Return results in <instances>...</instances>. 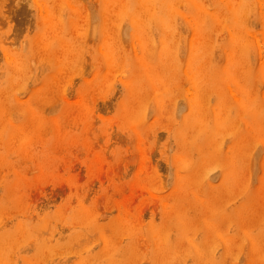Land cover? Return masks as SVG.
<instances>
[{
	"label": "rangeland",
	"instance_id": "obj_1",
	"mask_svg": "<svg viewBox=\"0 0 264 264\" xmlns=\"http://www.w3.org/2000/svg\"><path fill=\"white\" fill-rule=\"evenodd\" d=\"M131 1L0 0V264H264L261 9L232 0L242 14L220 5L193 34L186 0L166 29L154 0L133 27ZM233 23L229 76L250 97L226 95L217 129L210 84L225 77Z\"/></svg>",
	"mask_w": 264,
	"mask_h": 264
},
{
	"label": "bare ground",
	"instance_id": "obj_2",
	"mask_svg": "<svg viewBox=\"0 0 264 264\" xmlns=\"http://www.w3.org/2000/svg\"><path fill=\"white\" fill-rule=\"evenodd\" d=\"M147 1V0H146ZM145 0H132L131 1V6H134V3H136V8H129L125 11L126 17L129 19L130 23L132 24L133 27H135V25H137V21H138V17H137V7L138 5H140L141 7H144L146 4ZM155 3H157L159 6H161L160 11L158 12L157 10L154 11H150V8L147 9L149 10V15L156 21L157 24H159L161 26L162 29H166L167 28V22L164 21V14H166L168 11L170 12H175L178 13V11H176L177 9L173 6V2L172 0H154ZM187 4L189 6V10L188 13L190 14V18L184 14L183 17L185 18L186 21L189 22V26H191V29L193 31V34H196V27L200 24V19L202 17V20H208L211 19V22H215L216 19V15L218 14V8L221 5L224 9L225 15L226 16H231L232 14H242L243 10H244V6L242 4H238L236 6L235 2H233L232 0H215L214 4L216 5V7L213 10H209L207 8H205L204 6H202L197 0H186ZM255 5L257 6V8L261 9L260 13H259V19L260 21L263 23L264 26V0H254ZM138 4V5H137ZM104 8H106V4H104ZM208 16V18L206 16ZM234 27H237V31L240 30V25L233 23L230 26H227L226 29L228 31V33L230 34V38L231 41H229V47L228 50L224 51V55L226 56L225 61H226V66L222 71V74L225 77H218L220 74L218 73L220 70H216V79L214 78V82L213 84L211 83L210 85L214 86L215 89L217 87V91L218 94H220V98L222 99L221 102L216 103V105L214 106V108L212 109L214 114H215V118H214V127L213 128H217V129H221L224 124H221L219 122L221 116H222V112H221V106H222V101L224 100V98L226 97V95L230 96V98H234V99H239L242 97L243 101L245 100V103L249 102V92L243 87L238 85L237 81L235 80V78L233 76H229L230 75V67H231V58L230 53H231V44H234L236 46L235 41H238L239 38L237 36V32H232V30H234ZM136 28V27H135ZM263 36V40H264V31L261 33ZM163 44L164 41L161 40V45H159V49H158V56L160 53L163 52L164 48H163ZM239 46V45H238ZM245 46L247 48H249L250 50L252 49L254 51L255 54L260 55L261 50L260 47L258 45V41L253 37L252 40L250 42H247L245 44ZM189 48V62L186 65V76H187V80L189 81V87H191L193 90H196L197 87L199 86V83L201 81V68H200V63H199V53L197 51V48L195 47V45H193V43L191 42L188 46ZM234 53V50L232 52V54ZM103 58L105 59V55H102ZM162 57V56H160ZM143 62H140V65L142 66ZM228 65H229V69H228ZM142 74L143 77H145L146 79H148L149 81L155 79L156 77L152 76L149 73V70L146 67H142ZM255 73L256 75H253L254 77H257V79L264 83V62L259 63L256 67H255ZM230 84L233 85L234 88L230 87ZM222 87L225 90V92L222 94ZM222 94V95H221ZM194 99H195V95H194ZM194 99L193 96L191 95L189 101L190 103H194ZM196 101V99H195ZM193 111L192 114L194 115V124L195 126L197 125H201V119H200V112L198 111V109L196 110L195 107H192ZM250 116L253 117V119H257V114H250ZM249 117L247 118H242L241 120L245 123L246 120H248ZM258 128V132L255 133L256 138L261 142V144L264 146V132L263 129L259 126V124L256 125Z\"/></svg>",
	"mask_w": 264,
	"mask_h": 264
}]
</instances>
